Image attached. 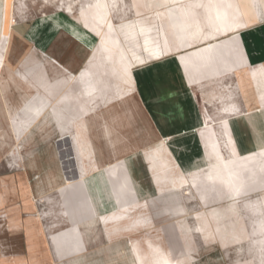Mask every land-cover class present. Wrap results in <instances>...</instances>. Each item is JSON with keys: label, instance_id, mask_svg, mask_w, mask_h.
<instances>
[{"label": "crops", "instance_id": "obj_1", "mask_svg": "<svg viewBox=\"0 0 264 264\" xmlns=\"http://www.w3.org/2000/svg\"><path fill=\"white\" fill-rule=\"evenodd\" d=\"M163 2L168 4L169 0ZM167 4L145 10L140 0H132L134 16L114 20L117 38L130 65L109 62L115 88L107 97H102L107 83L98 70V79L94 80L98 96L87 93L85 97L91 114H97V118L93 116L91 129L84 125L76 128L77 117L71 108L74 98L61 94L74 88L71 77L82 72L90 61L88 36L79 35L73 24L53 15L40 17L31 24L21 23L14 29L17 38H24L34 46L29 49L31 54L38 50L51 57L70 79L55 88L50 85L45 95L49 104L31 108L30 125L18 128L10 123L8 136L16 146L28 151L44 140L50 141L56 135L45 133L42 138L41 129L30 133L31 127L50 108L46 114L50 127L52 121L55 125L60 119L63 129H70L66 138L74 147L79 177L69 176L61 163L56 166L54 159L43 160L39 154H33L27 160L28 168L35 167L40 174L33 187L26 175L19 176L23 195L28 193L25 201L30 202L33 210L7 208L5 189L0 187L3 196L0 232L5 242L0 246V264H39L37 247L45 243L46 235L43 238L34 209L37 193L63 189L77 181L84 187L92 181L96 189L94 174L100 168L109 172L119 199L135 200L134 193L147 199L157 193L145 153V147L155 142H161L178 176L188 178L187 183L179 181L173 190L186 195L197 190L200 211L205 212V220L215 232L222 225L229 229L227 222L234 218V202L248 200L252 189L261 196L260 210L264 200V0H185ZM147 14L160 25L150 27V22H144L143 16ZM8 15L6 2L0 0V43L5 38ZM9 33L13 38V24ZM115 56H123L120 46ZM1 71L10 78H0V100L11 118L17 96L13 84L19 83L25 93L33 94L38 89L33 76L30 79L20 75L14 64L0 66ZM124 72H130L131 80ZM48 85L45 82L43 86ZM120 89L126 95L118 98ZM209 107H213V113ZM20 161L25 166L24 157ZM209 189L211 193H207ZM211 201L214 202L210 204ZM119 202L118 209L106 215L96 214L109 234L148 226V223L123 226L118 213L133 207L122 199ZM143 204L146 209L144 202H137L136 207L143 208ZM97 219L85 225L91 226ZM68 233L74 241L86 245L82 224H73ZM48 237L50 249L60 253L61 244L55 235ZM27 248L32 253L27 254Z\"/></svg>", "mask_w": 264, "mask_h": 264}, {"label": "rangeland", "instance_id": "obj_2", "mask_svg": "<svg viewBox=\"0 0 264 264\" xmlns=\"http://www.w3.org/2000/svg\"><path fill=\"white\" fill-rule=\"evenodd\" d=\"M4 1L9 15L5 38L0 43V59L5 58V67L14 64L20 75L30 79L33 76L32 80L38 91L35 90L33 94L25 93L20 90L19 83L13 84V87L17 88V96L13 103L16 110L11 107L14 112L11 118L10 112L3 108L0 100V187L5 189L7 208L22 207L29 212L33 210L32 205L25 201L28 193L23 195L19 176L21 173L23 176L26 175L32 187L35 179L40 176L37 168H28L27 160L30 155L39 154L43 160L49 157L54 159L56 166L59 167L61 163L71 177L76 176L78 159L74 147L66 138L70 129L59 130L52 123L53 121L48 133L56 137L50 141H42L36 148L31 146L29 151L22 150V146H16L12 138L8 136L10 123L18 128H21V125L24 127L33 118L30 113L32 107L43 108L49 104L45 96L48 95L49 87L55 88L58 84L70 79V75L53 62L51 57H46L38 50L35 54H31L29 49L34 46L24 38H17L14 29L16 30L21 23L31 24L46 15H53L69 25L73 24L79 35L88 36L89 54L92 51L90 61L84 70L89 68L94 71L95 80L98 79V70L102 72L100 77L107 83L102 97H107L115 88L111 80L113 72L109 62L115 64V61H111V57L119 59L115 56L119 46L123 54V47L115 32V21L132 17L134 13L132 0H3V3ZM140 1L145 10H151L152 7L156 9L167 4L163 0ZM183 1L185 0H169L167 5ZM149 17H151L150 14L143 16L144 22L151 23L150 27L160 25L156 18ZM11 19L14 21L13 38L9 33ZM8 48L9 52H7ZM18 62L22 65H18ZM124 75L131 80L130 73H124ZM0 78L10 79L4 71L0 72ZM71 78L74 80V88L69 89V92L61 93L68 98H72L73 93L79 94L82 87L81 79H77L76 74H73ZM45 82L49 83L48 87L43 86ZM122 89L125 88L122 87ZM122 89H120L121 95L118 93V98L126 95V91L123 92ZM72 106L75 107V105ZM209 109L212 113L214 112L213 107ZM19 131L20 129L16 131L18 136ZM23 147L27 148L25 140ZM145 153L152 177L156 182L155 190H157V193L155 191V194L147 199L138 197L133 188L135 200L134 197L128 199L116 197L109 172L103 168L94 174L97 179L96 189L92 181L88 180L91 182L85 187L77 181L63 189L35 194V213L40 219L39 225L43 231V238L46 235L45 243L41 246L38 244L37 247V254H40L39 264L52 262L53 264H264V200H261L260 205H263L258 210L260 195H256L252 189L248 192L253 193L249 195L248 200L241 203L235 201L234 218L227 222L229 229L226 230L222 225L221 230L215 232L209 222H206L205 212L200 211L202 205L197 200L199 194L197 190L191 195H186L180 190H173L174 185L179 181L188 182V178L178 176L171 160L162 150L161 142H155L150 147L146 146ZM23 157L24 161L26 160L25 166L20 161ZM206 191L211 193L210 189ZM2 198L0 190V204ZM121 199L122 202L133 207L131 210L121 209L118 213L117 216L123 226L128 225L126 223L131 224L132 227L148 223L147 227L132 229L130 232L123 231L120 234H113L114 232L111 231L112 234H109L106 231L96 214L106 215L118 209ZM137 202L147 203L146 209H144L145 204L143 208L136 207ZM213 202L211 201L210 204ZM128 211L132 215L127 213ZM197 211H200L199 214L196 213ZM92 219H97V222L86 226L85 224ZM75 223L82 224L86 245L74 241L69 235L68 231ZM195 229L197 232H194ZM25 230L27 233V227ZM51 234H54L58 243L61 244L60 253L51 250L49 244L47 245L48 236ZM1 236L0 232V246L5 244ZM28 252L32 253L31 248H27V254Z\"/></svg>", "mask_w": 264, "mask_h": 264}, {"label": "bare ground", "instance_id": "obj_3", "mask_svg": "<svg viewBox=\"0 0 264 264\" xmlns=\"http://www.w3.org/2000/svg\"><path fill=\"white\" fill-rule=\"evenodd\" d=\"M105 6V5H104ZM109 17V16H108ZM13 19H11L10 20V23L11 24H13ZM108 22H110V19H108ZM220 51V50H219ZM122 52H123V56L121 57V58H119V59H117V58H112L111 57V61L112 62H114L115 61V63H117V62H120V63H122V64H128V65H130L129 64V61L127 60V57H126V55H125V51H124V49H122ZM106 55V54H105ZM122 55V54H121ZM125 64V65H126ZM2 65H5V58L3 59H0V66H2ZM95 66H96V64H94ZM117 67L116 68H118L119 67V65H116ZM96 67H98V66H96ZM112 67V66H111ZM117 73V72H116ZM119 73H121V72H119ZM124 73H130V72H124ZM122 74V73H121ZM96 74H95V72L94 71H89V70H87V71H83V73L82 72H80L79 74H76V76H77V79L78 78H80V79H82V80H84V83L82 82V87H81V90H80V92H79V94L78 93H73L72 94V97L74 98V105H75V107L73 108V106L71 105V108H73L75 111H73V115L75 116V117H77L76 119V122H75V126H76V128L78 127V125H84L85 127H89V129H91L92 128V124H93V116L95 117V118H97V114L96 113H92L91 114V109H89L88 107H87V104L85 103V97H86V95H87V93H89L90 95H96V96H98V93H97V90H96V87H95V85H94V76H95ZM118 83V82H117ZM104 87V86H103ZM118 88V87H117ZM87 90V91H86ZM89 95V96H90ZM110 97V96H109ZM108 100V99H107ZM59 102H60V100H59ZM106 105V104H105ZM50 108H48L45 112H43V114H42V116L36 121V123L31 127V129H30V133L31 132H33V133H38V130L39 129H41V137L43 138V135L45 134V133H48V131H49V127H50V123H49V121L47 120V118H46V114H48V112H50ZM36 111V110H35ZM39 111V110H38ZM76 112V113H75ZM82 112V113H81ZM40 115V114H39ZM71 116V115H70ZM34 119H36V118H34ZM66 121V120H65ZM64 121V122H65ZM75 121V120H74ZM52 123H54V122H52ZM55 126L58 128V129H63V127H64V125H63V123L60 121V119L59 120H56L55 121ZM30 125V124H29ZM29 125H28V127H29ZM73 126V125H72ZM62 133V132H61ZM93 133V132H92ZM112 164V163H111ZM61 165V164H60ZM110 165V164H109ZM185 183H187V181L185 182ZM50 185H51V183H50ZM53 185H54V183H53ZM60 186V185H59ZM44 187V186H43ZM51 187V186H50ZM42 189H44L45 190V188H42ZM52 189V188H51ZM40 190H41V188H40ZM54 190V189H53ZM43 192V191H42Z\"/></svg>", "mask_w": 264, "mask_h": 264}, {"label": "water", "instance_id": "obj_4", "mask_svg": "<svg viewBox=\"0 0 264 264\" xmlns=\"http://www.w3.org/2000/svg\"><path fill=\"white\" fill-rule=\"evenodd\" d=\"M76 177H79V174L76 173Z\"/></svg>", "mask_w": 264, "mask_h": 264}]
</instances>
